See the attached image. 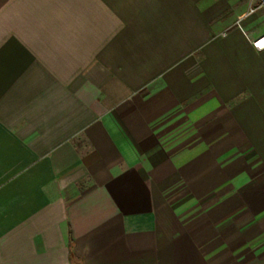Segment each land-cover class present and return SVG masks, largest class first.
<instances>
[{"label":"crops","instance_id":"1","mask_svg":"<svg viewBox=\"0 0 264 264\" xmlns=\"http://www.w3.org/2000/svg\"><path fill=\"white\" fill-rule=\"evenodd\" d=\"M262 36L264 0H0V264H264Z\"/></svg>","mask_w":264,"mask_h":264},{"label":"built area","instance_id":"2","mask_svg":"<svg viewBox=\"0 0 264 264\" xmlns=\"http://www.w3.org/2000/svg\"><path fill=\"white\" fill-rule=\"evenodd\" d=\"M253 46L257 49H262L264 48V36L258 38L253 42Z\"/></svg>","mask_w":264,"mask_h":264},{"label":"rangeland","instance_id":"3","mask_svg":"<svg viewBox=\"0 0 264 264\" xmlns=\"http://www.w3.org/2000/svg\"><path fill=\"white\" fill-rule=\"evenodd\" d=\"M235 182H233V184H234ZM242 196V195H241ZM243 197V196H242Z\"/></svg>","mask_w":264,"mask_h":264}]
</instances>
